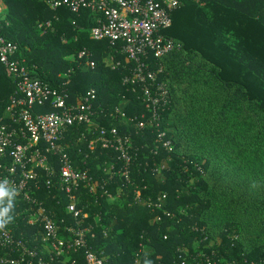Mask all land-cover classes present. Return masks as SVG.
Returning a JSON list of instances; mask_svg holds the SVG:
<instances>
[{
    "label": "trees",
    "instance_id": "trees-1",
    "mask_svg": "<svg viewBox=\"0 0 264 264\" xmlns=\"http://www.w3.org/2000/svg\"><path fill=\"white\" fill-rule=\"evenodd\" d=\"M177 1L166 33L181 50L150 58L153 70L164 68L158 82L165 81L171 94L159 126L172 140L170 152L155 142L157 128L137 129L149 114L139 87L133 92L122 84L131 64L108 42L89 38L87 10L77 17L64 8L53 12L41 0H0V35L18 46L16 57L29 76L51 87L68 82L61 88L70 102L94 89L95 124L130 137L128 180L114 152L88 149L94 132L88 126L70 128L59 142L94 184L92 192L83 184L77 207L87 215L95 234L90 245L107 257L105 264H264V0ZM47 22L53 30L45 29ZM81 51L93 68L77 58ZM174 86L192 101L190 111L175 117L179 133L167 130ZM13 89L0 64V116ZM49 162L56 175L58 158L50 154ZM136 193L141 199L164 195L170 216L138 205ZM37 198L56 222L71 221L62 193L41 184ZM13 213L7 228L30 235L33 228Z\"/></svg>",
    "mask_w": 264,
    "mask_h": 264
},
{
    "label": "built area",
    "instance_id": "built-area-1",
    "mask_svg": "<svg viewBox=\"0 0 264 264\" xmlns=\"http://www.w3.org/2000/svg\"><path fill=\"white\" fill-rule=\"evenodd\" d=\"M51 11L64 8L80 17L87 10L89 38L96 42L106 41L109 46L124 55L131 64L128 74L122 79L123 85H130L134 92L139 87L140 97L149 114L147 121L136 123L139 130L147 125L157 128L155 142L169 152L172 140L166 132L159 130L161 112L170 103V92L165 81L158 82V75L164 68H151L150 58L161 60L181 50V45L167 35L172 26V13L179 7L177 0H41ZM74 29H79L75 21ZM52 29L51 23L44 25ZM18 46L0 35V64L12 76L14 89L9 97L5 113L0 116V183L5 180V188L14 189L13 199L15 217H22L24 226L33 228L26 236L10 228L0 230V264H105L107 257L93 249L90 240L95 234L86 226L87 215L78 209L79 195L83 184L90 187L88 170L75 167L64 149L59 145L65 133L74 127L88 126L93 129L88 149L92 152L97 146L116 154L123 163L121 173L128 180L132 155L129 136H121L116 128L105 129L93 121L96 115L94 101L96 91L90 89L84 96L70 102L64 87H51L28 75L23 60L17 59ZM90 68L94 62L86 51L78 53ZM36 107H49L48 113H36ZM123 121L125 114L114 110ZM144 118V116H142ZM84 138V135L82 136ZM56 156L60 163L55 175L49 162V155ZM156 154V153H154ZM85 163H83L84 165ZM164 166L155 168L156 172ZM43 172L45 178H43ZM62 193L67 200L65 212L70 222L64 219L57 222L45 209L43 200L37 198L40 185ZM94 185V184H93ZM137 204L152 211L163 209L165 196L156 199L139 198ZM19 222V220L17 221ZM209 264V263H208Z\"/></svg>",
    "mask_w": 264,
    "mask_h": 264
},
{
    "label": "rangeland",
    "instance_id": "rangeland-1",
    "mask_svg": "<svg viewBox=\"0 0 264 264\" xmlns=\"http://www.w3.org/2000/svg\"><path fill=\"white\" fill-rule=\"evenodd\" d=\"M174 87H175V92L177 93L176 94L177 97H176L175 103L173 105L174 113L171 116V120H169L170 127H167V130L169 132L170 131L171 132H173V131L176 132L177 131V133H179V130L181 129L180 128L181 125H179V123L177 122L178 119H175V117L177 116V114L178 115H184L185 113L190 111L192 109V101H191V98L184 93V90H183V93L181 92L180 89H181L182 86L181 87L174 86ZM170 96H171V94H170ZM176 128H178V130H176ZM209 134H210V131L207 130V134H204V135L208 136Z\"/></svg>",
    "mask_w": 264,
    "mask_h": 264
},
{
    "label": "clouds",
    "instance_id": "clouds-1",
    "mask_svg": "<svg viewBox=\"0 0 264 264\" xmlns=\"http://www.w3.org/2000/svg\"><path fill=\"white\" fill-rule=\"evenodd\" d=\"M6 184H8L7 180L0 183V230L5 229L13 221V216L10 215V212L13 208V199L17 195L14 189H11V191L6 189ZM148 264H151V262L148 261Z\"/></svg>",
    "mask_w": 264,
    "mask_h": 264
}]
</instances>
